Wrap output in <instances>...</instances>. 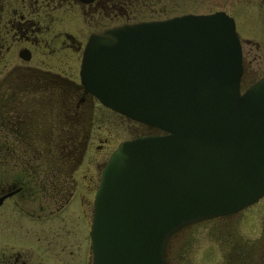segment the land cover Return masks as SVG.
Returning a JSON list of instances; mask_svg holds the SVG:
<instances>
[{
    "label": "water",
    "instance_id": "obj_1",
    "mask_svg": "<svg viewBox=\"0 0 264 264\" xmlns=\"http://www.w3.org/2000/svg\"><path fill=\"white\" fill-rule=\"evenodd\" d=\"M79 73L104 105L164 131L120 141L105 162L93 264H166L179 228L264 194V74L241 90L240 40L223 10L94 31Z\"/></svg>",
    "mask_w": 264,
    "mask_h": 264
},
{
    "label": "flooded vegetation",
    "instance_id": "obj_2",
    "mask_svg": "<svg viewBox=\"0 0 264 264\" xmlns=\"http://www.w3.org/2000/svg\"><path fill=\"white\" fill-rule=\"evenodd\" d=\"M55 1L58 6L61 3L78 5L83 15L99 20L106 18L108 23L159 20L182 14L176 11L182 0H1L0 60L5 52L12 54L15 61L11 67L16 71V81L8 80L4 82L6 85H0V135L3 136L0 141V264H53L54 247L49 238L53 237L55 217L58 220L61 211L73 199L76 202L85 194L78 180L89 177L93 183L94 177L86 173L93 161L88 158L91 164H87L85 155L92 135L93 121L89 113L94 111L95 96L85 90L79 69L73 77L67 70L62 73L32 63L37 61V56L45 62L44 55L56 60V52L73 58V50L81 47V40L73 33L54 29L49 24L56 22L52 11ZM227 1V6H230L232 0ZM247 1L239 0L242 2L239 10L232 16L241 49L242 42H245L251 45V50L257 51L260 44L243 35V29L264 36V29L255 26L264 22V0H255L254 3L250 0L251 6L256 5L255 10L243 8ZM246 18L249 19L247 22ZM258 18H261L260 21ZM256 27L259 28L257 31ZM50 46L54 49L53 53L47 50ZM262 46L264 50V43ZM140 125L147 129L141 134L162 132L153 126ZM23 136L28 141L25 142ZM38 136L47 137L48 143H35ZM31 137L34 142H29ZM81 167L85 169L80 171ZM101 170L102 167L100 174ZM96 189L97 186L93 190L92 202ZM242 210L217 215L213 219L231 220ZM81 215L83 224H86L85 210ZM91 216L92 208L89 227L84 232L82 264H92L89 238ZM61 221H64L63 218ZM36 224L50 227L46 231V239L41 234L31 235L30 231ZM64 226V222L58 223V227L66 231ZM17 241L20 244L32 242L35 247L17 245ZM235 244L230 243L231 248ZM234 250L233 262L227 260L225 264L256 263L247 261L248 257H253L250 255H257L259 250L256 247L249 251L243 248ZM263 257L258 256L257 264H264Z\"/></svg>",
    "mask_w": 264,
    "mask_h": 264
},
{
    "label": "rangeland",
    "instance_id": "obj_3",
    "mask_svg": "<svg viewBox=\"0 0 264 264\" xmlns=\"http://www.w3.org/2000/svg\"><path fill=\"white\" fill-rule=\"evenodd\" d=\"M227 2V0H182L179 4L180 7L177 8L176 11L182 13L186 11H192L193 13H206L221 9L232 16L239 10V4L242 3L239 2V0H232L231 5L227 6ZM252 2L254 3L256 1L252 0ZM243 5H245V7H243L245 10L250 8L253 10L256 9V5H250V0ZM52 11L56 22L53 24L49 22V24L52 25L54 29H65L73 33L77 39L81 40V47L78 50H73V58H67L65 55L62 56L60 53L56 52V60L52 56L47 57L44 55L43 58L45 59V62H42L39 56H37V61H33L32 63L50 68L51 70H60L62 73L67 70L69 76L75 77L80 67L79 61L80 56L82 55L83 46L89 33L95 29H101L105 26L116 24V21L108 23L109 21L106 20V18L99 20L96 19V17H89L88 14L85 16L80 12V7L78 5L74 4L67 6L65 3H61L58 6L57 1H55ZM258 19L260 21L261 18ZM246 20L249 19L246 18L245 21ZM255 26L264 29V22H258ZM259 28L256 27V31ZM243 30V35L252 37L253 39L251 41L259 43L260 48L257 51L251 50V45L242 42L244 63V75L241 85L242 89L264 74V50L262 46L264 43V36L256 35V33H248L247 29ZM47 50H51V53L54 51L51 46ZM67 50L69 51V49ZM1 58L0 85L8 80L15 82L16 76L14 74H16V71L11 67V64L15 61L12 54L5 52ZM11 70L13 71L11 72ZM4 85H6V83ZM89 114H91L90 119L93 121L91 125L92 135L89 141V150L85 156L87 164H91L89 163V160H87L88 158H92L91 162L93 161V165L88 167L86 171L87 175L94 177L93 183H91L89 177H86L85 180H78L79 186L81 188L84 187L85 194H83L76 202L73 199L72 202L61 211L58 220L57 217H55L54 227L52 226L54 228V233H52L53 237L49 238L52 248L54 247L52 250L53 264H82L84 253V232L87 230V227H89V217L93 205L92 194L99 182L100 169L101 167L103 168L108 157L120 141L147 131V129L142 127L139 122L127 118L119 112L106 107L101 104L97 98L94 104V111L91 110ZM7 137L11 139L10 136ZM23 138H25V142L28 141L27 137L23 136ZM36 138L37 141L35 143H48L47 137L45 136H38ZM2 139L3 136L0 135V141ZM29 142H34V138L31 137ZM81 169L85 168L81 167L80 171ZM75 175H78V173H75ZM82 210H85L86 212V224H83L82 221ZM55 215L57 214L55 213ZM62 218L64 220V229L66 231H63L61 227H58V223H63L61 221ZM221 224H226L227 226L225 227ZM49 228L50 227L46 224H36L30 233L31 235L32 233L35 235L41 234L43 235L42 237L46 239V231ZM0 237H2L1 234ZM232 242H235L236 244L231 248L230 243ZM18 244L34 246V243L32 242L20 244V242L17 241V245ZM252 247H256V249L259 250L257 252L259 257L264 255V195L255 202L244 207V210L240 211V214L231 220H215L213 217H210L190 223L183 226L180 230L175 231L167 240L165 258L167 264H225L227 260L233 262L232 257L235 256L234 248H243L249 251ZM38 254L41 255L42 253L38 252ZM257 255H250L253 257H248L247 261L249 262L250 260H253L256 262L255 264H257V262H259ZM87 264H89V262H87Z\"/></svg>",
    "mask_w": 264,
    "mask_h": 264
}]
</instances>
